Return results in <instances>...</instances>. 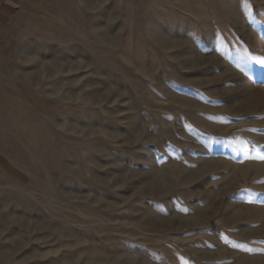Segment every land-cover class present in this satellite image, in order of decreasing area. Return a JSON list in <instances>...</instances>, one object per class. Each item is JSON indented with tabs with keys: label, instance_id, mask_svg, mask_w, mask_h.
I'll return each instance as SVG.
<instances>
[{
	"label": "rangeland",
	"instance_id": "obj_1",
	"mask_svg": "<svg viewBox=\"0 0 264 264\" xmlns=\"http://www.w3.org/2000/svg\"><path fill=\"white\" fill-rule=\"evenodd\" d=\"M21 1L0 264H264V0Z\"/></svg>",
	"mask_w": 264,
	"mask_h": 264
},
{
	"label": "crops",
	"instance_id": "obj_2",
	"mask_svg": "<svg viewBox=\"0 0 264 264\" xmlns=\"http://www.w3.org/2000/svg\"><path fill=\"white\" fill-rule=\"evenodd\" d=\"M21 0H0V54L12 31L14 18L20 13Z\"/></svg>",
	"mask_w": 264,
	"mask_h": 264
},
{
	"label": "snow or ice",
	"instance_id": "obj_3",
	"mask_svg": "<svg viewBox=\"0 0 264 264\" xmlns=\"http://www.w3.org/2000/svg\"><path fill=\"white\" fill-rule=\"evenodd\" d=\"M260 159H264V156L259 157Z\"/></svg>",
	"mask_w": 264,
	"mask_h": 264
}]
</instances>
